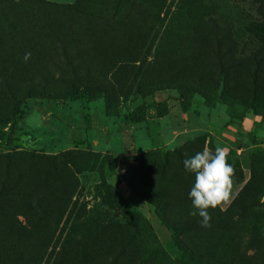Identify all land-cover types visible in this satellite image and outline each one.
Masks as SVG:
<instances>
[{
  "label": "rangeland",
  "instance_id": "374dc122",
  "mask_svg": "<svg viewBox=\"0 0 264 264\" xmlns=\"http://www.w3.org/2000/svg\"><path fill=\"white\" fill-rule=\"evenodd\" d=\"M209 21L264 45V0H0V264H264V80L215 76ZM216 147L202 227L181 162Z\"/></svg>",
  "mask_w": 264,
  "mask_h": 264
},
{
  "label": "clouds",
  "instance_id": "9594fccd",
  "mask_svg": "<svg viewBox=\"0 0 264 264\" xmlns=\"http://www.w3.org/2000/svg\"><path fill=\"white\" fill-rule=\"evenodd\" d=\"M28 57L26 53L24 59ZM181 163L184 172L192 177L187 191L189 215L200 217L201 226L207 227L211 219L208 209H215L231 198L233 167L222 147L197 151L186 156Z\"/></svg>",
  "mask_w": 264,
  "mask_h": 264
},
{
  "label": "trees",
  "instance_id": "16d2710c",
  "mask_svg": "<svg viewBox=\"0 0 264 264\" xmlns=\"http://www.w3.org/2000/svg\"><path fill=\"white\" fill-rule=\"evenodd\" d=\"M209 35L210 41L204 45V53L208 57L211 68L215 72V76H218L222 83H227V80H231L230 72L233 69H239L242 66V62L246 60V66L244 72L246 77L250 80L251 90L253 95H259L260 84L264 80V45L256 50H250L247 54L237 51V42L235 37L230 31L219 30L213 21H209ZM58 57L56 58L54 65L62 69L64 65L65 47L61 40H58ZM199 80V79H198ZM184 82V81H183ZM191 85L183 84V88H192V91L201 90L199 82L195 80ZM181 106L183 110H186L190 104V97L182 95ZM116 115L112 107L110 108ZM125 120L132 119V114L124 115ZM139 118V117H137Z\"/></svg>",
  "mask_w": 264,
  "mask_h": 264
}]
</instances>
